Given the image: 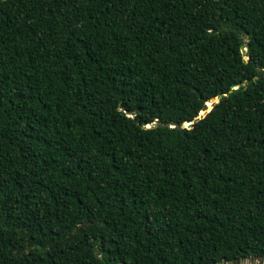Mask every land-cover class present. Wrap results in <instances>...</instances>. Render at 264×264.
<instances>
[{"label":"trees","instance_id":"16d2710c","mask_svg":"<svg viewBox=\"0 0 264 264\" xmlns=\"http://www.w3.org/2000/svg\"><path fill=\"white\" fill-rule=\"evenodd\" d=\"M247 260L264 0H0V264Z\"/></svg>","mask_w":264,"mask_h":264},{"label":"water","instance_id":"95a60500","mask_svg":"<svg viewBox=\"0 0 264 264\" xmlns=\"http://www.w3.org/2000/svg\"><path fill=\"white\" fill-rule=\"evenodd\" d=\"M241 52H242V54L243 53H245V49L244 48H241ZM237 87H236V85H234V86H232V89H236ZM215 100H217V99H211V101H215ZM210 108H212V105H210ZM208 111L209 110H203L202 112H200L199 114H198V116L196 117V118H194L191 122H188V123H184L181 127L182 128H186V129H190V128H192V126L194 125V123H196L197 121H199L200 119H203L205 116H206V114L208 113ZM173 125H175V124H173ZM234 264H238V262L237 261H234L233 262Z\"/></svg>","mask_w":264,"mask_h":264},{"label":"rangeland","instance_id":"374dc122","mask_svg":"<svg viewBox=\"0 0 264 264\" xmlns=\"http://www.w3.org/2000/svg\"><path fill=\"white\" fill-rule=\"evenodd\" d=\"M238 264H258V261H242V262H240V263H238Z\"/></svg>","mask_w":264,"mask_h":264}]
</instances>
